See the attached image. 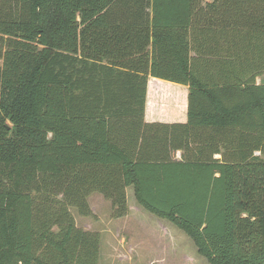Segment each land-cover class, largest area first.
<instances>
[{
  "label": "trees",
  "instance_id": "trees-1",
  "mask_svg": "<svg viewBox=\"0 0 264 264\" xmlns=\"http://www.w3.org/2000/svg\"><path fill=\"white\" fill-rule=\"evenodd\" d=\"M201 1L0 0V264H100L71 211L129 187L208 264H264V0ZM149 78L185 124L145 123Z\"/></svg>",
  "mask_w": 264,
  "mask_h": 264
},
{
  "label": "rangeland",
  "instance_id": "rangeland-1",
  "mask_svg": "<svg viewBox=\"0 0 264 264\" xmlns=\"http://www.w3.org/2000/svg\"><path fill=\"white\" fill-rule=\"evenodd\" d=\"M148 100L146 94L144 116L166 115L165 104L147 105ZM126 197L128 214L121 218L112 216L110 202L98 193L88 198L90 216L71 211L77 228L99 235L100 264H208L182 231L137 204L132 187Z\"/></svg>",
  "mask_w": 264,
  "mask_h": 264
},
{
  "label": "crops",
  "instance_id": "crops-1",
  "mask_svg": "<svg viewBox=\"0 0 264 264\" xmlns=\"http://www.w3.org/2000/svg\"><path fill=\"white\" fill-rule=\"evenodd\" d=\"M211 3V0H202L201 7L206 8L207 4ZM147 84V105L148 103L165 104V116L162 114L151 112L144 116V121L147 124H185L187 121V97L188 88L183 85L175 84L172 82L150 78ZM169 93V97H165L164 93ZM166 94V93H165ZM153 98V99H152ZM154 102V103H153ZM162 113V110H159ZM176 159L180 158V152L176 153ZM216 158L218 156H215Z\"/></svg>",
  "mask_w": 264,
  "mask_h": 264
}]
</instances>
